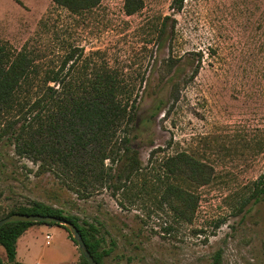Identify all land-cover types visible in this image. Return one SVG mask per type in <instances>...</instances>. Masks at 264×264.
I'll use <instances>...</instances> for the list:
<instances>
[{
	"label": "rangeland",
	"instance_id": "374dc122",
	"mask_svg": "<svg viewBox=\"0 0 264 264\" xmlns=\"http://www.w3.org/2000/svg\"><path fill=\"white\" fill-rule=\"evenodd\" d=\"M126 1L103 0L76 16L52 0H0V46L27 47L44 66L77 46L130 79L145 75L134 145L149 179L155 148L158 164L184 152L208 166L193 220L146 195L127 209L109 190L80 198L62 171L18 156L9 141L0 142V207L40 201L103 222L107 247L116 243L103 264H215L217 253L218 264H264V198L241 209L264 175V0H142L134 15ZM176 68L180 95L170 103ZM158 98L166 110L149 119ZM81 256L59 226H34L18 241L22 264H80ZM0 257L9 264L2 246Z\"/></svg>",
	"mask_w": 264,
	"mask_h": 264
},
{
	"label": "trees",
	"instance_id": "16d2710c",
	"mask_svg": "<svg viewBox=\"0 0 264 264\" xmlns=\"http://www.w3.org/2000/svg\"><path fill=\"white\" fill-rule=\"evenodd\" d=\"M52 2L80 16L100 7L103 0ZM143 8L142 0L126 1L128 15ZM84 55L82 48L71 46L57 65L44 66L27 47L10 52L0 46V142L9 141L18 156L39 163L44 170L62 171L69 179L68 189L80 198L109 190L119 206L127 209L143 202L146 195L149 200H156L158 208L169 206L181 222H191L199 205L196 188L211 182L208 166L184 152L168 156L158 164L155 156L159 151L155 148L150 155L149 173L153 176L145 177L148 169L134 140L139 124L143 123L140 111L141 98L148 89L146 76L130 79L107 61L99 62ZM181 71L176 68L170 78L173 86L170 103L178 101ZM198 73L199 68L190 79ZM166 107L164 99H155L149 119L157 118ZM255 185L241 209L252 200L259 202L264 198V175ZM12 214L56 216L74 223L99 264L116 246L111 241L112 247H107L103 222L82 221L40 201L7 210L0 207V220ZM37 225L59 226L69 233L65 226L53 223L13 222L3 226L0 246L9 264H22L17 260L18 241ZM69 237L75 243L70 234ZM220 257L217 253L215 264ZM0 264H4L1 257ZM80 264L89 263L81 256Z\"/></svg>",
	"mask_w": 264,
	"mask_h": 264
},
{
	"label": "water",
	"instance_id": "95a60500",
	"mask_svg": "<svg viewBox=\"0 0 264 264\" xmlns=\"http://www.w3.org/2000/svg\"><path fill=\"white\" fill-rule=\"evenodd\" d=\"M13 222H24V223H44V224H58L65 226L77 244L82 256L86 259L89 264H99L94 257L91 255L87 248V245L78 229V227L63 218L56 216H42V215H27V214H12L0 220V228Z\"/></svg>",
	"mask_w": 264,
	"mask_h": 264
},
{
	"label": "built area",
	"instance_id": "2783aa9c",
	"mask_svg": "<svg viewBox=\"0 0 264 264\" xmlns=\"http://www.w3.org/2000/svg\"><path fill=\"white\" fill-rule=\"evenodd\" d=\"M46 238H47V240H48V241H47V244H50V241H51V235H47Z\"/></svg>",
	"mask_w": 264,
	"mask_h": 264
},
{
	"label": "crops",
	"instance_id": "0c3cea01",
	"mask_svg": "<svg viewBox=\"0 0 264 264\" xmlns=\"http://www.w3.org/2000/svg\"><path fill=\"white\" fill-rule=\"evenodd\" d=\"M48 226V225H47Z\"/></svg>",
	"mask_w": 264,
	"mask_h": 264
}]
</instances>
